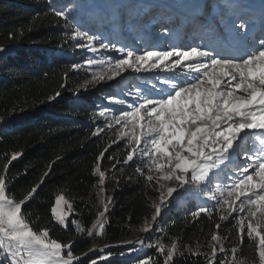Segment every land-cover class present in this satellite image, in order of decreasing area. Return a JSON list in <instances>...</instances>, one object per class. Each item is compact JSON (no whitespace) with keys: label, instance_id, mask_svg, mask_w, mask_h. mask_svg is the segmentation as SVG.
Instances as JSON below:
<instances>
[{"label":"snow or ice","instance_id":"obj_1","mask_svg":"<svg viewBox=\"0 0 264 264\" xmlns=\"http://www.w3.org/2000/svg\"><path fill=\"white\" fill-rule=\"evenodd\" d=\"M55 15L68 20L63 10L56 11ZM221 25L226 33L225 44L230 46L238 42L242 45L239 56H221L215 49L190 47L185 50L175 46L164 51L145 50L137 55L112 44V49L123 53V57L115 60L108 79L121 76L129 68L140 71L145 66L150 70L162 65L168 71L182 69L186 77L164 79L166 89H158L155 85L133 86L134 91L129 92L134 97L133 104L128 110L121 109L113 122L124 128L131 125L133 129L127 140L131 150L127 151L123 163H135L137 156L144 160V167L148 169L146 180L159 193V203L153 204L152 222L161 215V207L170 204L175 196L189 191L202 193L216 202L213 207L220 212V222L214 225L217 231L212 233L207 245L211 252V257H206L208 264H229L226 260L217 261V253L226 251L231 255V264H241L237 253L245 237L249 241L258 239L259 261L264 264V30L256 37L249 21L239 16L231 21L222 20ZM162 31L169 30L163 28ZM77 37H87L89 42L96 40L95 36L79 30L73 38ZM91 50L96 51L95 48ZM3 51L5 49L0 48V52ZM98 78L104 79L103 76ZM116 103L125 105L126 101L119 99ZM114 124L109 123L108 127ZM120 135L123 139L129 134L121 132ZM19 155L13 153L11 160ZM103 156L101 152L98 160ZM7 171L8 164H5L0 174V256L8 264H74L80 261V257L74 255L72 242L64 244L51 239L47 229H33L22 209L37 187L17 200L8 191ZM136 171L144 175L141 167ZM94 172L103 185L105 173L99 163ZM61 201L67 203L63 195L57 196L56 204ZM101 203L103 211L98 213L97 221L87 230L77 224V232L86 231L88 237L103 234V218L108 205L103 200ZM51 211L56 221L66 226L65 214L58 213L56 207ZM200 213L212 218L205 207L192 215ZM230 217L236 221L237 245L226 250L224 244L228 236L220 235L219 230L229 227ZM150 229L151 224L146 221L140 231L149 232ZM125 243L143 244L144 241ZM156 247L164 254V264H171L176 255H183L176 241L167 251L163 243L157 242ZM94 250L90 248L89 252ZM191 254L199 256L202 253L197 250ZM83 255L87 257L88 253ZM150 260H141L140 264H150ZM91 264L97 261L93 259Z\"/></svg>","mask_w":264,"mask_h":264},{"label":"trees","instance_id":"obj_2","mask_svg":"<svg viewBox=\"0 0 264 264\" xmlns=\"http://www.w3.org/2000/svg\"><path fill=\"white\" fill-rule=\"evenodd\" d=\"M73 2L0 0V48L8 50L0 55V121L6 122L0 126V174L8 164L7 188L17 200L37 187L22 209L31 226L38 231L47 229L49 237L58 242H72L74 255L78 256L89 251L91 242L86 231L77 232V224L87 230L97 219V163L106 175L104 188L112 199L98 245L115 247L130 241L134 230L153 214L159 194L146 180V167L138 165L144 172L141 175L136 164H124L127 153L122 143L115 146L114 139L94 122L98 108L106 104L104 99L113 93L118 95L120 86L98 89L93 96H74L87 75L84 60L77 55L82 43L72 39L74 30L68 20L55 15L56 11L73 6ZM79 17L84 20V15H73L78 20ZM89 28L98 27L90 24ZM110 29L102 32L107 35L105 42L110 40ZM76 66L77 70H73ZM101 152L104 156L98 160ZM13 153H20L16 160H11ZM59 195L68 199L72 208L65 227L56 222L51 211ZM208 209L211 219L207 213L193 216L198 208L189 201L158 219L151 241L156 246L157 242L163 243L166 251L176 241L183 253L176 255L171 264H208L206 257L211 254L207 245L217 231L215 223L220 222V212L213 205ZM219 234L228 236L226 250L237 245L236 228L231 224ZM257 245L245 237L237 259L257 263ZM156 246L136 257L133 264L148 258L150 264H164V254ZM197 250L202 254H191ZM230 257L227 251L217 253V261L231 264Z\"/></svg>","mask_w":264,"mask_h":264},{"label":"rangeland","instance_id":"obj_3","mask_svg":"<svg viewBox=\"0 0 264 264\" xmlns=\"http://www.w3.org/2000/svg\"><path fill=\"white\" fill-rule=\"evenodd\" d=\"M78 1H81V3ZM192 1H195L196 4L199 5L202 4V0ZM165 3H167L169 6ZM204 4L203 7H205L204 9L207 11L209 9V4ZM72 5L73 6L67 7L65 12L68 15V22L74 30L72 39L75 42L82 43V46L78 47L80 52L77 53V55L78 57L83 58L81 59L84 60L82 64L85 66L84 68L87 72V75L81 79V85L74 93V96H93L98 89H110L111 87L120 86L118 89H121V92L118 95L113 93V95H110L104 99L106 104L98 108L94 122L95 124H98V128L102 129L106 134L109 135V137L113 138L114 141H118V143H114L115 146L119 145V143H122L123 148L127 153V151L131 150L128 147L127 140L130 138L133 129L131 128V125L128 128H124L122 125L114 124L113 117L118 116L121 109L128 110L129 106L133 104L134 97L129 94L130 91H134L133 86L151 87L152 85H155L158 89H166L167 86L163 84L164 79H185L186 77L183 75L184 70L175 69L174 71H168L162 65L160 68L150 70H147V66H145V68H142L140 71L129 68L123 71L121 76L116 77L115 79H108L107 77L110 72V68L114 65L115 60L123 57V53L112 49L111 45L115 44L117 48H124L126 51L132 50L137 55L143 54L145 50H170L173 47L171 44L172 36L178 34L180 37V30L182 29L183 22L185 21L184 15H187V13L190 11L191 2L190 0H88V2L83 0H74ZM119 7L122 9L121 12H118ZM163 8L168 9L167 11H169L171 14L165 12ZM216 8H218V6H215V9ZM157 11L163 12V18H158L159 13H157ZM119 13H124L123 15L125 19H121L118 16ZM206 13L203 14L199 11L197 12L196 16L198 19H200V21H204ZM75 14L84 15V20L82 21V17H79V20L73 18V15ZM134 15L139 18V23L136 25H133L132 23L134 20ZM186 21L188 25L191 26L192 30H194L197 26L196 24H198L194 18H192V20L187 19ZM192 21H195V23H192ZM90 24L96 25L98 27L97 30L89 28ZM112 26L113 29H110ZM205 27L208 28L207 25H205ZM101 28L104 30L102 31ZM163 28H167L169 31L164 32L162 31ZM107 29H110V40L105 42L104 37L107 35H102V32H107ZM201 29L202 28H200V30ZM77 30L87 33L89 36H95L96 40L89 42L87 37L73 38L74 33ZM203 32L205 31H202L201 34ZM194 41L195 40H193V43ZM101 45H105L106 47H101ZM92 48H95L96 51H92ZM178 48L183 49V45L179 46ZM7 53L8 50H5L0 52V55H5ZM84 56H86L85 59ZM89 61H99L100 63L90 64ZM137 67L139 66L137 65ZM73 70H77V66L74 67ZM99 76H103L104 79L100 80L98 78ZM122 81L125 83H122ZM119 99L125 100L126 104L120 105L116 103V101ZM101 112H103L104 115H101ZM109 123H113L114 126L109 128ZM3 125H6V122L2 120L0 121V126ZM139 130V126H137L135 131L138 133ZM121 132H127L129 135L121 139ZM144 163L145 161L141 160L139 156H137L136 162L134 164L138 166L144 165ZM110 172L112 175L115 174L114 170H111ZM64 200L67 201V203L61 201V203L59 205L56 204L55 207L57 208L58 213L65 214L67 224L70 215L72 214V208L70 201L66 198H64ZM101 200H103L104 203H107L108 205V211L105 212L103 218L105 226L106 216L111 212L112 199L107 195L104 188V183L103 185L99 183L96 189L98 213L103 211V204L101 203ZM189 201L190 203L193 202L194 206H197L198 209L200 207L209 208L211 205L216 203L215 201L209 200L207 196L202 193L197 194L194 191L182 192V194L175 196L172 202L166 207H161V215L157 217L155 222L151 221V217L154 214L153 212L150 218L146 219L138 229L134 230V236L130 241L135 242L138 239H143V244L125 243L120 245L121 247L119 249L107 250L103 248L109 246H100L97 243V239L100 235L93 237L87 236V239L91 242V248H94L95 250L86 252L88 253L87 257H85L83 254L78 255V257H80V261H74V264H81V261H83L84 264H91V260L93 259L97 261V264H133L132 261L136 257L143 255L148 248H154L156 246V243L151 241V232L156 226L158 219L165 212L171 210L174 207L188 205ZM155 203H159V199H157ZM233 215L237 216L238 214L233 213ZM146 221L151 224V229L149 232H142L140 229L144 226ZM230 221L232 227H234L236 221L232 220L231 217ZM60 226L65 227V225ZM253 241L258 243V239ZM225 246L226 244H224V247ZM209 254H211V252ZM238 261L241 262V264H260L259 255L257 263H249L243 259ZM0 264H8V261H6L3 256H0Z\"/></svg>","mask_w":264,"mask_h":264},{"label":"bare ground","instance_id":"obj_4","mask_svg":"<svg viewBox=\"0 0 264 264\" xmlns=\"http://www.w3.org/2000/svg\"><path fill=\"white\" fill-rule=\"evenodd\" d=\"M225 2L226 3L230 2L229 4H231V5L239 4V0H225ZM195 7H196V10H199L200 9L199 8V4H196ZM228 12L230 14H232L231 13L232 11L230 12V10H229ZM192 23H195V21L194 22L192 21ZM204 33L205 32H203L202 34H200V36L201 37L205 36ZM223 41H224V39L221 38L220 41L216 42V43H222L223 44L224 47H221L220 49L215 48V44H208V45L205 46V48L206 49H215L221 56H225V57H227V56H234L232 54V52L230 51V49H229L230 47L227 44H225Z\"/></svg>","mask_w":264,"mask_h":264},{"label":"water","instance_id":"obj_5","mask_svg":"<svg viewBox=\"0 0 264 264\" xmlns=\"http://www.w3.org/2000/svg\"><path fill=\"white\" fill-rule=\"evenodd\" d=\"M2 121V120H1ZM153 229V228H152ZM121 246H115V247H105L103 249H107V250H114V249H119Z\"/></svg>","mask_w":264,"mask_h":264}]
</instances>
